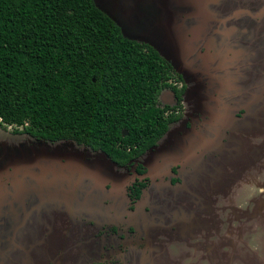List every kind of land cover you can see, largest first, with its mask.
<instances>
[{
    "label": "trees",
    "instance_id": "trees-1",
    "mask_svg": "<svg viewBox=\"0 0 264 264\" xmlns=\"http://www.w3.org/2000/svg\"><path fill=\"white\" fill-rule=\"evenodd\" d=\"M166 88L178 97L172 108L159 106ZM184 90L170 62L125 37L94 0H0L3 128L125 163L180 117Z\"/></svg>",
    "mask_w": 264,
    "mask_h": 264
},
{
    "label": "rangeland",
    "instance_id": "rangeland-1",
    "mask_svg": "<svg viewBox=\"0 0 264 264\" xmlns=\"http://www.w3.org/2000/svg\"><path fill=\"white\" fill-rule=\"evenodd\" d=\"M261 3V0H232V10L235 11V16H238L232 21V24L235 25L239 18H245V25L249 29L251 26L247 25L246 22L261 19L260 16L263 12ZM118 6L121 5L119 4ZM117 8L118 13L121 15L126 9L125 7ZM194 9L196 10L195 7ZM156 31L158 32L157 28ZM203 32L210 33L216 40L220 38L223 46L229 47L231 38L237 31L231 28L230 32L221 36L219 33H213L210 26H208L203 29ZM254 32L256 34V30ZM153 36L157 37V40L161 39V36L157 33ZM251 41L253 43L257 42L254 37L251 38ZM242 44H245V41ZM164 48L169 52L170 56H175V52L169 51L168 47ZM204 50L205 48L201 47V51ZM255 58H257V54ZM224 61L219 58L214 62L213 59L203 70H194L193 66L187 68L190 74L184 77L186 90L180 107L182 119L171 124L168 133L159 141L156 149L140 160L141 163H144L150 169V172L156 174V177L159 176L160 181L153 182L155 185H151L144 192L143 198L135 210H128V205L125 202H121V196H119L118 202L121 206L117 210L116 218L113 215L114 213L105 217L103 208L98 207L100 208L99 210H92V215L87 214L88 211L85 214L76 211L72 217V213L69 215H61L60 213L53 217L33 219L25 224L19 236L21 244L18 247H21L23 252L14 250L11 251L10 256L13 259L19 256L20 264H40L50 254L51 256L57 254L58 259L65 264H72L73 262L88 264L89 259L86 256L88 251L86 253L85 250L88 247L90 248V234L94 231V228L88 224L89 222H95L97 225L105 222L111 223L115 219L129 222L132 220V216L135 215V222H140V216H146L145 218L148 221L146 219L145 223L148 225L151 220L150 215H152L162 228L154 229L150 233L158 234L159 239L163 238L161 243L158 244L159 252H155L152 256V264H264V185H260L263 181L253 173L254 170H259V168L257 166L246 168L243 165L245 146H243L242 150L237 141L234 142L233 148L240 152L237 154L242 155L241 157H238L233 162L226 159L223 161V167L221 165L213 166L215 168L212 171L207 169V165L205 166L204 158L207 156V152L216 153L219 158L227 156V154L222 155V152H220V149L231 141V136H229L231 132L220 126L227 117L225 112L229 114L228 117L232 121L230 130L237 131L239 129L237 126L238 121H234L243 118L237 113L241 109L246 108L250 116L258 118L259 114L254 115L255 109L264 101V82H257L256 80L254 84L251 83L248 87L246 79L243 77L244 74L240 73L247 71L245 62L242 68L239 69L244 60L235 58L231 54L226 56ZM231 61L233 62V68L224 70L228 71V73H214L206 81L205 78L196 81L199 87L194 85V79L205 76L207 73H193V71H209V73L220 71L224 65H232ZM209 81H212V83ZM223 83L227 84L225 91L221 89ZM255 99L258 101H254ZM211 100H216V102L212 103ZM160 102L161 104H173L169 90L162 91ZM211 110L216 112L215 115L217 117L214 122L218 125V128L212 129V131L209 129L210 134H208L204 130L203 124L210 120L212 113L209 111ZM186 122H189V124H186ZM255 122L258 121L243 120V127H240L242 128L241 133L243 135L247 134L246 131L255 127ZM247 127L249 128L248 130ZM248 132L253 134V130ZM247 137V139L243 138L242 143L244 145V142L250 141L251 136L248 135ZM28 138L30 136L25 133L12 132L10 126L3 128L0 125V150L2 142L11 145V143L24 142ZM48 150H50L49 147ZM99 158L104 169L113 168L112 175L120 181V184L125 181L127 185L130 182L131 171L126 168H111L103 157L99 156ZM177 162L182 165L179 169L182 181L171 187L168 184V180L165 179V173H167L171 165L177 164ZM205 174L211 177L209 182L211 185L209 205L197 209L199 207L198 199L189 200L186 196H181L182 193H178L177 197L172 196L170 189L172 191L194 189L200 184H203L204 189L209 190L204 180ZM249 177H252V179H249ZM105 186L111 187V184L107 183ZM123 190L121 187L119 191L122 192ZM259 200L263 201V203L257 202ZM141 207L142 209L143 207H149L150 210L144 212L143 209V213H141ZM109 209H111V206H109ZM256 210L258 211L257 214ZM196 212L200 213L197 217V222L209 221L208 228H211L212 223L215 222L217 230L215 233L220 232L223 234L215 236L212 243L221 244L223 241L228 242L229 238L231 239L236 233L241 234L243 246L247 244L245 238H247L248 243L257 245L253 248L250 246L247 249L245 248L244 255L238 251V256L237 252H232L230 244L229 248L217 246L218 249L209 251L208 242L198 243L194 241L195 239H190L187 236L183 237L182 234L184 232L180 230L172 233L166 231V229L170 230L175 227L181 228L177 226L178 224H184V221L180 219V222L176 224L179 221V216H182L187 222L184 231H191L193 225L188 222L193 221ZM254 212L255 215L251 217ZM202 227L205 228V226ZM225 229L228 232L233 231V235L231 237L226 235ZM83 252L85 253L83 254ZM230 253H235L237 256ZM128 258H131V256L129 255ZM133 262H131V259L128 260V264H133Z\"/></svg>",
    "mask_w": 264,
    "mask_h": 264
},
{
    "label": "water",
    "instance_id": "water-1",
    "mask_svg": "<svg viewBox=\"0 0 264 264\" xmlns=\"http://www.w3.org/2000/svg\"><path fill=\"white\" fill-rule=\"evenodd\" d=\"M94 2L116 22L125 37L153 46L170 62L183 80L190 74L188 67L203 70L213 59L214 62L219 58L224 61L225 57L231 54L244 60L239 66L241 69L248 56L242 42L245 41L246 35L257 36L255 30L248 33L245 18H239L235 25L232 24V21L238 18L232 10V0H94ZM119 4L121 6H118ZM117 7L126 8L122 15L118 13ZM208 26L213 33H219L221 36L230 32L231 28L236 29L237 32L232 36L229 47H224L220 38L216 40L210 33L203 32ZM156 33L161 39L157 40V37L153 36ZM164 47L175 52V56H170ZM201 47L205 50L201 51ZM231 63L232 65H224L220 71L212 73L193 71L207 73L194 79V85L199 87L196 81L203 78L206 81L214 73H228L224 70L233 68V62ZM226 85V83L221 85L223 91ZM211 102L214 103L216 100ZM209 112L212 116L203 124L208 134L209 129L212 131L218 128L214 122L216 112L213 110ZM225 114L227 117L225 116L226 119L220 126L231 132L229 136L232 140L234 134L241 133L243 120L236 119L234 122L238 121L239 129L232 131L230 130L232 121L228 117L229 114L227 112ZM37 141L36 144H28V141L11 145L3 142L1 144L0 264L11 262L20 264V257L13 259L10 254L14 250L23 252V249L18 247L21 244L19 236L25 224L31 220L53 217L60 213L61 215L72 213V217L76 211L84 214L88 211L87 214L92 215V210H99L98 207L103 208L105 217L114 213L116 218L117 210L121 206L118 202L119 196L121 202L127 199L125 190L127 182L120 184L112 175L115 163L103 152L92 150L72 140ZM232 149L233 146L228 142L220 152L225 155ZM99 156L103 157L112 169H104ZM107 183H110L111 187H106ZM121 187L124 189L122 192L119 191ZM131 219L135 221V215ZM141 220L146 221V218L141 216Z\"/></svg>",
    "mask_w": 264,
    "mask_h": 264
},
{
    "label": "flooded vegetation",
    "instance_id": "flooded-vegetation-1",
    "mask_svg": "<svg viewBox=\"0 0 264 264\" xmlns=\"http://www.w3.org/2000/svg\"><path fill=\"white\" fill-rule=\"evenodd\" d=\"M262 7L261 9L263 10L261 14V19L258 21H251V22H246L247 25L251 26L248 29V33H252L251 30H256L257 37H254L255 40H257L256 43H253L251 41V38L253 35H246L245 36V44L244 48L248 51V57L245 62V69L247 71L240 72L241 74H244V78L246 79L248 87L251 85V83L254 84V82L257 80V82H264V0H261ZM247 33V34H248ZM257 58H255L256 54ZM183 79V77H182ZM183 83L185 85L186 89V84L183 80ZM179 86L181 84L179 83ZM164 90H169L171 93V98L173 104L170 103H164L161 104L160 99H161V94L158 96L159 100V106L161 108H172L177 105V95L176 93L171 89V88H166ZM185 91V90H184ZM183 99V96H182ZM263 105V108L259 110V108L256 110L255 109V115L259 114L258 118H249V112L246 108L241 109L237 114H239L240 117H243L248 120H254L258 121L255 122V127L252 129L248 130L249 128L247 127L248 131L253 130V134L250 132L246 131L247 134H234L233 138L229 144L231 146L234 145V142H239L240 147L245 146V151L243 153V165L246 168L257 166L259 170H254L253 173L256 176L260 177V180L263 181L262 184L264 185V101L261 103ZM178 107V106H177ZM170 110V109H169ZM176 111H180V108H177ZM181 113V111H180ZM252 116V115H251ZM182 119V115L180 117L171 122L169 124L168 130L163 134V136L157 140V142L150 147L145 153L141 154L139 157H135L132 159H129L125 163H115V168L117 169H123L126 168L127 170L131 171L130 174L132 175L130 182L125 186L126 190V196H127V201L125 203L128 205V210L133 211L135 210L143 198V194L145 191H147L153 182L160 181L159 176L156 177V174L153 172H150V169L145 166L144 163H141L140 160L146 156V154L150 153L151 151L155 150L156 147L159 144V141L166 136L170 129V125L173 123H176ZM260 120V121H259ZM186 124H189V122H186ZM185 124V125H186ZM19 134V133H18ZM250 137L249 142H244L245 145L242 143L243 138L247 139V136ZM30 136V135H29ZM38 139L41 138H36L33 136H30V138L25 139L24 142L28 141V144H36ZM48 141V140H47ZM228 141V140H227ZM50 144L52 142H49ZM237 149H232L227 153V156L222 158L213 152H207V156H205V166L207 165V169L209 171H212L216 166L221 165L223 167V161L230 160L231 162L235 161L238 159V157H241L242 155H238ZM247 162V163H246ZM213 166H215L213 168ZM182 167L180 162H177V164L171 165V167L167 170V173H165V179L168 180V184L172 187L182 181L181 178V171L179 170ZM211 177L208 174L204 175V180L207 186L206 190L203 188V184L199 185L198 187L194 189H179L176 191H172L170 189V192L173 197H177L178 193H182L181 196H186L189 200L193 199L196 200L198 199L199 207L197 209H201L203 206H207L210 203V179ZM249 179H252V177H249ZM165 200V199H164ZM259 203H263V201L259 200L257 201ZM258 203V204H259ZM197 205V206H198ZM144 212L149 211L150 208L148 207H143ZM143 209L141 207V213H143ZM256 210V214H257ZM199 212H196V214L193 217V221L188 222L189 224L193 225L191 231H184L185 225H187L186 220L182 217L179 216V221L180 219L184 221V224H178L177 227L181 228H174V229H166V231L172 233L173 231L178 232V230L184 232L182 236H187L190 239H195L194 241L198 243L202 242H208L209 247L208 250L211 251L212 249H218L217 246L220 248H229L230 244V249L232 252H237L239 256V252H241L243 255L245 253V248L250 247H255L257 244H250L248 243L247 238H245V242L247 243L245 246L242 244V236L241 234H234V236L229 240L228 242L223 241L220 243H212L213 239L215 236L222 234V233H215L216 227H215V222L212 223L211 228H208V223L209 221L204 220V221H198L197 222V217L199 216ZM255 215V212L251 217ZM145 216V215H144ZM243 216V214H242ZM126 217V216H125ZM146 217V216H145ZM141 218V216H140ZM151 220L149 221L148 225L145 223V221L140 220V222H135V221H123L120 219H115L114 222H105L103 224L97 225L95 222H89L88 224L91 225L94 228V231L90 234V248L88 247L86 251H88L87 259L88 264H128V260L131 259V262L133 264H152V256L155 254V252H159V243H161V239H159L158 234H151L150 231L160 227L158 224L159 222L154 219V216L150 215ZM147 219V218H146ZM168 220V218H166ZM264 220V218H263ZM148 221V219H147ZM198 225V226H195ZM202 226H205L202 227ZM151 227H153L151 229ZM165 229V228H163ZM208 229V231H207ZM223 230V229H220ZM218 230V231H220ZM226 230V235H229L231 237L233 235V231L228 232ZM207 232V233H206ZM223 235V234H222ZM248 237V236H247ZM155 243V245H153ZM215 244V245H214ZM43 246V245H41ZM39 246V247H41ZM250 248V249H252ZM253 250V249H252ZM239 251V252H238ZM83 252V254L85 253ZM55 253V252H53ZM87 253V252H86ZM90 254V256H89ZM237 256V254H232ZM131 256V258H128V256ZM136 259V261H135ZM141 260V262H139ZM75 263V262H73ZM72 263V264H73ZM40 264H65L61 260L58 259V255L51 256L48 255L47 258ZM77 264V263H75Z\"/></svg>",
    "mask_w": 264,
    "mask_h": 264
},
{
    "label": "crops",
    "instance_id": "crops-1",
    "mask_svg": "<svg viewBox=\"0 0 264 264\" xmlns=\"http://www.w3.org/2000/svg\"><path fill=\"white\" fill-rule=\"evenodd\" d=\"M258 101V100H256ZM253 106H254V103H253ZM259 108V110H261L263 108V105L261 104L259 107L256 108V110ZM255 115V113H254ZM249 118H254V116H249ZM242 120H245V118H242Z\"/></svg>",
    "mask_w": 264,
    "mask_h": 264
}]
</instances>
